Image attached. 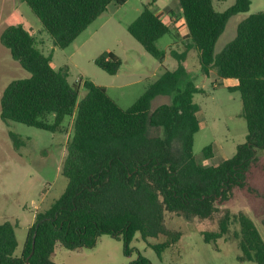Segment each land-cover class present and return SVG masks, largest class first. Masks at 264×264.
I'll list each match as a JSON object with an SVG mask.
<instances>
[{
    "label": "trees",
    "instance_id": "trees-1",
    "mask_svg": "<svg viewBox=\"0 0 264 264\" xmlns=\"http://www.w3.org/2000/svg\"><path fill=\"white\" fill-rule=\"evenodd\" d=\"M128 1L23 0L60 49L70 47L111 3ZM177 1L191 39L189 47L199 52L202 75L238 81L229 89L241 94L246 142L218 166L197 162L194 144L200 131V108L194 97L202 91L193 83L179 91L171 104L152 110L157 97L178 90L186 75L185 55H176L177 70H166L132 107L123 109L107 88L93 82L85 83L87 94L80 101V86L69 83L68 68L56 70L53 56L39 50L33 35L21 24L11 25L3 32L1 44L30 77L14 80L5 89L2 120L56 133L63 130L67 118H74V135L62 169L68 180L65 192L50 209L36 215L20 256L15 255L19 246L15 226L0 223V264H56L57 246L70 251L90 249L103 235L122 239L130 255V244L138 233L145 241L164 237V243L152 246L161 255L182 237L168 226V213L200 220L223 214L219 231L204 232L205 241L227 237L235 221L240 227L234 237L241 251L239 260L264 264V240L254 220L243 212L232 215L222 209L236 191L249 187L257 153L264 150V13L242 21L236 38L216 55V44L229 20L248 12L252 0H238L222 13L215 10L213 0ZM128 31L150 55L165 59L166 52L157 46L171 33L165 14L146 7ZM95 63L112 76L122 65L114 52L103 53ZM150 128L161 129V135L149 136ZM11 137L17 148L23 145L19 135ZM204 154L211 158L213 146L206 147ZM130 264L152 262L140 254Z\"/></svg>",
    "mask_w": 264,
    "mask_h": 264
},
{
    "label": "rangeland",
    "instance_id": "rangeland-1",
    "mask_svg": "<svg viewBox=\"0 0 264 264\" xmlns=\"http://www.w3.org/2000/svg\"><path fill=\"white\" fill-rule=\"evenodd\" d=\"M214 1L217 12H225L238 0ZM146 7L155 13L165 14L171 33L161 38L157 46L166 52L164 60L150 55L129 33L128 27ZM264 13V0H252L250 10L232 17L218 40L215 54H220L237 36L239 24L248 17ZM23 25L36 39L38 48L46 56L52 55L56 70L68 68L69 83L80 86L81 101L87 94L85 83L93 82L107 88L123 109L132 107L166 70L179 67L176 55L186 56V75L178 90L170 96H159L152 103V110L171 104L174 96L189 83L202 93L194 102L199 106L200 131L195 136L194 156L204 167L220 165L232 158L237 147L247 140V122L243 117L240 92L229 88L235 80L219 79L215 75H202L199 52L189 47L188 28L177 0H129L125 5L111 3L76 41L66 49L54 46L53 39L45 32L40 20L23 0H0V223L11 222L18 240L16 256L24 250L30 228L36 215L45 212L62 196L68 185L63 175L67 144L74 135V118H67L63 130L51 133L1 118V97L14 80L25 79L30 74L15 61L8 49L1 44V36L11 25ZM105 52H114L122 61L120 71L112 76L96 65ZM21 137L23 145L17 148L11 134ZM161 129L150 128L149 136L161 135ZM213 146V155L207 158L206 147ZM257 162L251 169L249 187L236 191L234 198L222 209L232 215L243 212L250 216L264 240V150L257 153ZM219 213L212 220L188 219L176 213L167 214V224L182 233L178 243L168 245L161 255L152 246L164 243V237L146 241L137 234L130 244L131 254L125 253V243L110 235H103L96 247L75 251L57 246L53 261L56 264H130L141 254L152 264H257L240 261L241 251L235 234L239 225L233 221L230 234L216 242L207 243L204 232H218Z\"/></svg>",
    "mask_w": 264,
    "mask_h": 264
},
{
    "label": "crops",
    "instance_id": "crops-1",
    "mask_svg": "<svg viewBox=\"0 0 264 264\" xmlns=\"http://www.w3.org/2000/svg\"><path fill=\"white\" fill-rule=\"evenodd\" d=\"M158 14V13H157ZM213 77V75L211 76V78ZM217 77V76H216ZM218 78V77H217ZM234 80V79H233ZM238 85V81L235 80V82L232 83V85L230 86L231 87H236Z\"/></svg>",
    "mask_w": 264,
    "mask_h": 264
},
{
    "label": "water",
    "instance_id": "water-1",
    "mask_svg": "<svg viewBox=\"0 0 264 264\" xmlns=\"http://www.w3.org/2000/svg\"><path fill=\"white\" fill-rule=\"evenodd\" d=\"M35 238H36V236H34V241H33V250H34V248H35ZM31 257V256H30ZM29 257V258H30Z\"/></svg>",
    "mask_w": 264,
    "mask_h": 264
}]
</instances>
